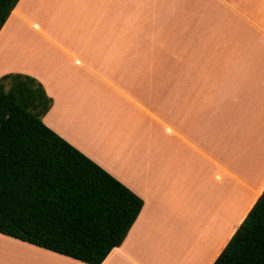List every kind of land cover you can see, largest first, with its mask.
I'll return each instance as SVG.
<instances>
[{
    "label": "crops",
    "instance_id": "1",
    "mask_svg": "<svg viewBox=\"0 0 264 264\" xmlns=\"http://www.w3.org/2000/svg\"><path fill=\"white\" fill-rule=\"evenodd\" d=\"M143 206L101 264H212L264 190V0H19L0 78ZM0 264H84L0 234Z\"/></svg>",
    "mask_w": 264,
    "mask_h": 264
},
{
    "label": "trees",
    "instance_id": "2",
    "mask_svg": "<svg viewBox=\"0 0 264 264\" xmlns=\"http://www.w3.org/2000/svg\"><path fill=\"white\" fill-rule=\"evenodd\" d=\"M19 0H0V30ZM33 78H0V234L84 263L119 247L143 202L45 126ZM212 264H264V190Z\"/></svg>",
    "mask_w": 264,
    "mask_h": 264
}]
</instances>
